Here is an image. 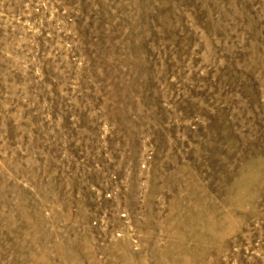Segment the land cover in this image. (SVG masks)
<instances>
[{
    "label": "rangeland",
    "instance_id": "rangeland-1",
    "mask_svg": "<svg viewBox=\"0 0 264 264\" xmlns=\"http://www.w3.org/2000/svg\"><path fill=\"white\" fill-rule=\"evenodd\" d=\"M0 264H264V0H0Z\"/></svg>",
    "mask_w": 264,
    "mask_h": 264
}]
</instances>
